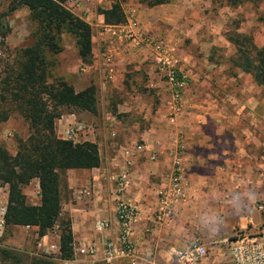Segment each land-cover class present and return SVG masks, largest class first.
Here are the masks:
<instances>
[{
    "label": "crops",
    "instance_id": "obj_1",
    "mask_svg": "<svg viewBox=\"0 0 264 264\" xmlns=\"http://www.w3.org/2000/svg\"><path fill=\"white\" fill-rule=\"evenodd\" d=\"M63 3L91 28L90 62L84 64L80 73L64 80L75 91L93 86L95 93L105 96L110 93L109 99L113 96L112 103L122 122L106 119L115 129L108 137L117 136L124 141L112 157H100L98 167L65 171L67 193L61 203V214L70 220L72 244L91 243L101 254L104 240L114 236V228L96 233L93 222L114 220L112 179L122 169L125 159L120 151L139 144L144 151L130 157L132 185L127 192L138 210L130 237L133 255L119 256L109 264H175L171 251L186 248L195 238L209 248L205 264H227L219 253V245L236 233L253 230L258 219L253 203L263 193L264 186V119H218L219 115L223 116L221 110L209 106L203 111L193 110L203 105L197 106L184 97L179 115L169 123V92L164 83V90L156 89L162 84L153 74L155 68L146 51L110 36L108 25L93 10L94 6L108 9L112 0H64ZM172 7L173 4H163L129 10L134 11L141 28L157 34L153 30L158 22L171 32ZM169 43L173 45L171 40ZM103 51H109L113 59L114 75L110 82L104 81L103 71L96 66ZM185 73L190 83L197 81L193 69ZM157 101L158 113L150 114ZM133 113L139 117L127 119ZM177 143L181 149L179 167L185 201L174 217L159 222L154 214L155 192L167 183L172 149ZM107 149L105 144L98 148L99 155L100 150L107 152ZM150 155L154 156L151 161ZM84 187L91 189L89 198L79 194ZM249 189L255 194L253 198L237 204V194L247 196ZM210 217L219 219L218 230L205 227Z\"/></svg>",
    "mask_w": 264,
    "mask_h": 264
},
{
    "label": "trees",
    "instance_id": "obj_2",
    "mask_svg": "<svg viewBox=\"0 0 264 264\" xmlns=\"http://www.w3.org/2000/svg\"><path fill=\"white\" fill-rule=\"evenodd\" d=\"M151 8L167 4L169 0H137ZM264 0H227L229 6L245 3L257 5ZM24 7L35 25L34 42L10 49L4 43L9 33L2 19ZM104 25H119L125 21L120 2L108 9H96ZM69 34L78 59L87 64L91 58V28L63 5V0H11L7 11L0 14V124L13 116L25 123L28 135L17 140L16 151L9 154L0 147V188L6 186V204L3 215L5 227H32L42 238L57 227V258H72V234L68 220L61 219V189L66 188L67 170H90L100 164L96 143H74L55 134V121L61 110L96 113V93L93 86L75 91L63 78L52 79L49 68L52 57L61 52L60 36ZM235 53L229 60L232 66L247 74L255 86L264 91V47H255L246 36L231 33L225 36ZM0 52V55H1ZM189 84V83H188ZM32 180L38 185V204L29 205L22 190ZM244 233H239L241 235ZM236 235V236H238ZM235 236V237H236ZM234 239L231 238V240ZM3 259L20 264V258L11 251L0 249ZM31 264H54L33 259Z\"/></svg>",
    "mask_w": 264,
    "mask_h": 264
},
{
    "label": "rangeland",
    "instance_id": "obj_3",
    "mask_svg": "<svg viewBox=\"0 0 264 264\" xmlns=\"http://www.w3.org/2000/svg\"><path fill=\"white\" fill-rule=\"evenodd\" d=\"M10 1L0 0V14L7 11ZM112 2H120L125 15L131 11L129 9L148 8L137 0H112ZM167 4H173L172 8L174 9L172 13L174 23L171 24V29L169 28L171 34L168 27L161 26L159 22L156 23L153 33L170 37L174 56L181 69L187 72L191 68L196 73L197 81L189 82L183 95V98L189 99L188 102L197 104V106L203 105L193 110L203 111L204 107L209 106L222 111L223 116L219 115L218 119H264V91L255 86L247 74L232 66L229 59L233 57L235 48L225 39L226 35L237 33L249 38L255 47H264L263 2L259 1L257 5L245 3L229 6L227 0H169ZM97 8L99 7L94 6L93 10ZM2 21L10 30L4 38L5 45L10 49L24 47L34 42L36 27L30 20L26 8L21 7L11 12ZM59 44L61 52L51 58L50 77L64 79L69 75L80 73L81 68H84V63L78 59L73 38L69 34L63 33L60 36ZM3 55L4 53L1 52L0 59ZM153 74L162 84L156 89L164 90L163 81L158 77L156 70ZM109 94L107 93L105 96V94L96 93L95 114L62 109L60 118L55 121V134L58 136L69 126H83L85 131L76 135L74 143L90 141L98 144L99 149H102L105 144L108 148L107 152L100 150V157L102 159L112 157L117 147L124 141L118 139L117 136L108 137L115 129L109 125V121L106 119H119V123L122 122L116 114L117 108L112 103L113 96L109 99ZM154 106L150 109V114L158 113V101ZM137 117H139L138 114L133 113L127 119ZM59 120L60 122H58ZM116 129L119 131L118 128ZM27 135L28 130L25 123L20 117L13 116L0 124V147L13 155L16 151L17 140H24ZM6 192V186L0 188V206L6 204ZM22 193L27 204H38L36 180H32L25 186ZM66 193L67 190L62 188L61 203L66 199ZM60 217L70 223L68 217L61 212ZM258 219L255 227L258 224ZM238 234L236 233L228 239ZM50 244L58 246L57 227L47 232L42 238L36 236V230L32 227H3L0 231V249L15 253L20 258V264H31L33 259L63 264L58 261L56 253L47 251ZM206 248L208 257L209 248L208 246ZM219 250V253L229 264L227 248L222 244L219 245ZM71 260L75 263H70ZM71 260L65 261V264L86 263V259L75 258L73 255ZM0 264L14 263L9 259H3L0 253Z\"/></svg>",
    "mask_w": 264,
    "mask_h": 264
},
{
    "label": "built area",
    "instance_id": "obj_4",
    "mask_svg": "<svg viewBox=\"0 0 264 264\" xmlns=\"http://www.w3.org/2000/svg\"><path fill=\"white\" fill-rule=\"evenodd\" d=\"M124 16L125 21L123 23L106 27L108 33L110 36L116 37L122 44L146 51L158 77L168 89L167 119L169 123H173L182 109L183 95L188 87L189 77L181 69L166 35L146 32L139 25L134 11H130ZM112 61V55L109 51L99 53V62L96 66L103 71L104 81L106 82H110L114 75ZM84 131L83 126L73 125L60 132L58 137L74 142L76 135ZM143 151L144 147L139 144L132 145L128 149L123 147L120 151L121 156L125 159L122 169H119L112 179L114 220L111 222L108 219H97L93 222V230L96 233L108 231L112 228L115 231L113 237L104 240L101 254H98L97 248L91 243L71 244L72 255L75 258L86 259L85 264H109L119 256L132 257L133 247L130 237L132 227L137 221L138 210L132 199L127 195L132 185L130 157H134ZM180 151V146L177 143L172 149L173 162L167 175V183L155 192L156 208L154 214L159 222L174 217L178 208L185 201L179 167ZM153 159L154 156L150 155L149 160ZM79 194L87 198L92 195L89 187L82 188ZM253 209L259 217L257 226L252 231L222 242L228 250L229 264H264V186L263 193L253 203ZM4 212L5 206L1 205L0 231L4 227ZM206 247L207 245L201 239L195 238L186 248L172 250L171 255L175 264H205L207 259ZM47 251L57 254L58 246L50 244ZM58 261L63 264L66 263L60 259Z\"/></svg>",
    "mask_w": 264,
    "mask_h": 264
},
{
    "label": "clouds",
    "instance_id": "obj_5",
    "mask_svg": "<svg viewBox=\"0 0 264 264\" xmlns=\"http://www.w3.org/2000/svg\"><path fill=\"white\" fill-rule=\"evenodd\" d=\"M254 195L255 194L253 193L251 189L248 190L247 196H241L240 194H237L235 198L236 203L242 205L245 200L253 198ZM218 225H219V219L217 217H210V218H207L205 221V227L209 228L210 230L212 228H217L218 230Z\"/></svg>",
    "mask_w": 264,
    "mask_h": 264
}]
</instances>
